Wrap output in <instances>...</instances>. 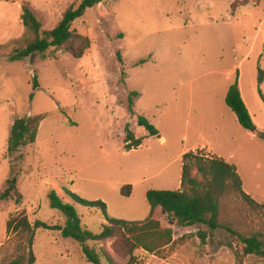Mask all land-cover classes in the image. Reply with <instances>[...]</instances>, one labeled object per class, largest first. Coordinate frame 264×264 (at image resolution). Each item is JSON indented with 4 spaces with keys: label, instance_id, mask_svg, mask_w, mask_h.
<instances>
[{
    "label": "rangeland",
    "instance_id": "rangeland-1",
    "mask_svg": "<svg viewBox=\"0 0 264 264\" xmlns=\"http://www.w3.org/2000/svg\"><path fill=\"white\" fill-rule=\"evenodd\" d=\"M80 1L0 0V192L15 176L19 194L0 200V264L15 258L30 236L14 223L8 230L11 217L65 223L49 206L51 189L74 205L91 232L100 231L104 217L63 189L102 200L111 218L141 221L149 213L146 191L177 189L182 154L203 143L214 148L204 153L235 165L243 190L264 204V140L242 128L224 101L236 81L255 128L264 133V0H101L71 25L89 40L81 57L74 53L82 44L73 39L8 60L33 39L21 21L24 4L50 30ZM24 116H39L35 142L9 153L11 125ZM138 116L159 137L149 136ZM126 128L143 138L129 151ZM126 185L129 195L121 194ZM162 223L172 228L173 242L156 254L136 249L140 264H264V256L244 255L238 239L256 234L264 243V207L237 195L223 198L213 230L203 223L169 225L166 216ZM112 242L86 244L125 263ZM32 250L34 264H92L78 242L58 231L35 229Z\"/></svg>",
    "mask_w": 264,
    "mask_h": 264
},
{
    "label": "trees",
    "instance_id": "trees-1",
    "mask_svg": "<svg viewBox=\"0 0 264 264\" xmlns=\"http://www.w3.org/2000/svg\"><path fill=\"white\" fill-rule=\"evenodd\" d=\"M101 0H81L76 6L68 8L55 27L43 30L28 4L22 6L21 21L23 26L33 35V39L22 48H17L8 56L9 61L22 60L33 53H45L49 48H60L73 39H79L82 47L75 57L79 58L89 47L86 37L76 34L71 25L73 21L83 16L86 10L94 7ZM142 62V61H140ZM262 71L258 76V83L262 81ZM34 85L36 82L34 79ZM136 91L128 96V111L133 113L132 96H137ZM225 104L236 116L238 124L249 131H254L264 140V133L257 131L251 114L241 96L237 82L229 85L225 98ZM39 116L16 118L10 128L7 151H17L20 147L35 142L37 135V122ZM138 124L143 126L151 137H159V130L145 117L138 116ZM143 138L135 137L133 132L126 128V151L137 148L142 144ZM180 186L177 189H149L146 191V200L149 204L148 216L141 221H129L111 218L107 215V205L100 199H84L68 189H63L65 194L75 203L100 211L105 219L97 233L81 226L80 218L74 205L65 201L55 189L48 193L49 206L60 211L65 216V223L47 224L41 220H35L31 224L26 216H13L7 222V229L14 223L15 230L21 229L30 233L27 246H24L15 258L4 264H34L35 255L32 250L33 235L35 229L58 231L63 237H70L81 245V251L87 261L92 264H103L104 259L108 264H121L115 262L109 252L103 247L90 248L86 242L101 243L113 239L112 249L122 258H127L123 264H140L134 254L136 249L156 254L159 250L173 242V230L170 226H164L163 218L167 217L169 225L177 223L181 226H190L203 223L213 230L219 226L222 200L227 195H237L248 203L264 207L258 204L242 188V180L235 165L227 162L219 156H210L203 149L186 151L181 159ZM198 173L200 177L198 178ZM17 180L12 176L6 180L4 189L0 192V200H6L19 194L17 192ZM128 191L121 194L129 195L130 185H126ZM124 190V187H123ZM242 244L244 255L255 254L264 256V243L256 234L244 236L238 234Z\"/></svg>",
    "mask_w": 264,
    "mask_h": 264
},
{
    "label": "crops",
    "instance_id": "crops-1",
    "mask_svg": "<svg viewBox=\"0 0 264 264\" xmlns=\"http://www.w3.org/2000/svg\"><path fill=\"white\" fill-rule=\"evenodd\" d=\"M161 142H165V139L161 138ZM194 148L205 149L207 152H211V154H213L212 152H214V148L209 143L208 144L207 143H203L200 146L194 147Z\"/></svg>",
    "mask_w": 264,
    "mask_h": 264
},
{
    "label": "water",
    "instance_id": "water-1",
    "mask_svg": "<svg viewBox=\"0 0 264 264\" xmlns=\"http://www.w3.org/2000/svg\"><path fill=\"white\" fill-rule=\"evenodd\" d=\"M253 131V130H252Z\"/></svg>",
    "mask_w": 264,
    "mask_h": 264
}]
</instances>
